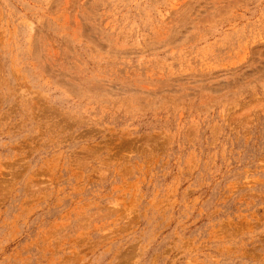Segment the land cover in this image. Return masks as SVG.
I'll return each instance as SVG.
<instances>
[{"label": "rangeland", "instance_id": "1", "mask_svg": "<svg viewBox=\"0 0 264 264\" xmlns=\"http://www.w3.org/2000/svg\"><path fill=\"white\" fill-rule=\"evenodd\" d=\"M0 264H264V0H0Z\"/></svg>", "mask_w": 264, "mask_h": 264}]
</instances>
